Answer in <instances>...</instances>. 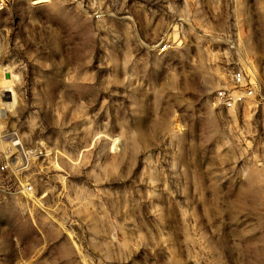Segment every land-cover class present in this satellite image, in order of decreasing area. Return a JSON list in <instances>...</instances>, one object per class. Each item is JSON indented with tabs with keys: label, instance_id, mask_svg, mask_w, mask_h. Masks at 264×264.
Segmentation results:
<instances>
[{
	"label": "rangeland",
	"instance_id": "rangeland-1",
	"mask_svg": "<svg viewBox=\"0 0 264 264\" xmlns=\"http://www.w3.org/2000/svg\"><path fill=\"white\" fill-rule=\"evenodd\" d=\"M6 132L0 264H264V0H8Z\"/></svg>",
	"mask_w": 264,
	"mask_h": 264
},
{
	"label": "built area",
	"instance_id": "built-area-1",
	"mask_svg": "<svg viewBox=\"0 0 264 264\" xmlns=\"http://www.w3.org/2000/svg\"><path fill=\"white\" fill-rule=\"evenodd\" d=\"M8 0H0V11L7 7ZM164 45L161 47L163 50ZM255 91V85L247 81L242 70H234L231 74V85L222 87L214 92V100L218 106L234 109L250 98ZM0 138L7 139L5 158L0 164V173L17 174L26 169L33 158L38 156L37 150L25 148L15 132H6ZM34 156V157H33ZM28 191L27 188H24Z\"/></svg>",
	"mask_w": 264,
	"mask_h": 264
}]
</instances>
